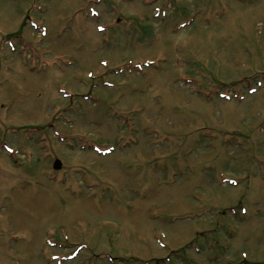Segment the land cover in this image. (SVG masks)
<instances>
[{
    "label": "rangeland",
    "instance_id": "rangeland-1",
    "mask_svg": "<svg viewBox=\"0 0 264 264\" xmlns=\"http://www.w3.org/2000/svg\"><path fill=\"white\" fill-rule=\"evenodd\" d=\"M245 263L264 0H0V264Z\"/></svg>",
    "mask_w": 264,
    "mask_h": 264
},
{
    "label": "water",
    "instance_id": "water-1",
    "mask_svg": "<svg viewBox=\"0 0 264 264\" xmlns=\"http://www.w3.org/2000/svg\"><path fill=\"white\" fill-rule=\"evenodd\" d=\"M56 167H57V168L59 167V162L56 163Z\"/></svg>",
    "mask_w": 264,
    "mask_h": 264
}]
</instances>
